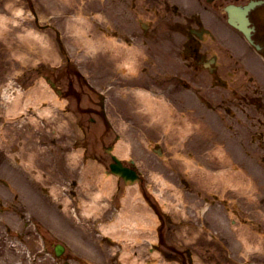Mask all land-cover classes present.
Listing matches in <instances>:
<instances>
[{"label": "rangeland", "instance_id": "obj_1", "mask_svg": "<svg viewBox=\"0 0 264 264\" xmlns=\"http://www.w3.org/2000/svg\"><path fill=\"white\" fill-rule=\"evenodd\" d=\"M98 1L100 0H0V15L6 16L4 19L6 26L0 24V30L6 33V35H4L2 32L0 33V113H2L5 107H12L10 103L13 95L16 93V90L19 89V82L23 89L30 91L31 95H33L36 94V92L33 91L35 90V86H42L43 89V85L40 83L43 78L41 73L51 72L50 74L53 75L58 73L60 69L61 71L63 70V63H60L61 54L57 53L59 52L57 48V42L55 41L57 35L55 34V31L49 27V25L52 24L59 30L60 37L64 40V45L66 46V52L75 56H78L79 52L82 50V47L75 43L78 42V39H83L85 36L88 39L93 40H100L102 38L100 37V33L97 31V29H95V22L92 24L97 16L95 13L91 12L89 6V4ZM17 8L22 9L20 14L15 13ZM33 11L36 13V19ZM78 17L80 20L77 19ZM14 18H16V23H13ZM74 23H77V25ZM28 29H33L34 31L36 30L39 34L45 36V38L41 40L39 38H35V40L32 39L31 41L23 42L22 39L18 37V34L20 35V33H25ZM48 39L49 43L46 42ZM56 53L57 57L53 56ZM19 54H23L26 57L21 58ZM26 94L27 93L23 92L24 98ZM81 94L84 95V100L87 99V96L84 92ZM80 95L77 100H80ZM21 101H23V99H21ZM83 101L80 100V104ZM74 107L75 106H73V109ZM78 114L81 115L80 113ZM87 116L88 114H86L85 117L83 114L82 117L78 118L80 124H86L82 118H85L86 121H88ZM42 119L43 118L37 117L35 124L40 128L43 127L45 134H49L50 132L52 133L53 131L51 126L54 127V125V128H59H56L59 133H62L64 130L67 131L68 127L66 124H63L61 118L56 119L55 122H47L45 119ZM22 121L23 119H19L18 121H13V123H8L7 131L9 132L8 134L11 136V138H13V129L16 126H19L18 122ZM27 121V119H24L25 125L29 124L33 127V125ZM243 133L244 134L240 133V135L244 136L239 135V137L241 138V141L245 143L247 142L249 132L246 130ZM55 138L58 140L56 142H60L59 136ZM62 144L63 143H56L54 149L59 152L64 147H61ZM68 144L69 142L67 141V146H69ZM41 153L42 152H37V150L33 152L34 156H37V154ZM74 159L75 158H72L73 162H71V164H74ZM171 163L172 165L170 169L174 171L172 176L177 177V163ZM64 167L66 168L67 165ZM70 168L75 169L71 166ZM246 168L251 169V165L248 164ZM58 176L55 174L54 177L51 178L52 181L58 182L60 180V177ZM62 183L65 184V181L62 180ZM165 190L167 191L164 193V195L170 202L173 200L175 195H173L168 189ZM194 194L195 193L192 191V189L191 192H185L186 199L189 201V207L186 208L188 212H190L192 209L191 202L194 199ZM231 195L235 196L234 194ZM200 200L201 198L197 199L196 203H198ZM211 204L213 205L212 209L209 210L208 213H205L204 225L205 227H208L207 230H199V232L189 233L195 235L196 237L187 242L181 241L179 238H177V228H179V226H176L177 223L174 222L177 220L172 216L174 220L171 222H166L164 225V232L162 231L163 242L161 240L159 244L161 246L167 247L169 250L177 248L184 251L188 247V249L193 251L194 259L195 261L199 262V264H245V260L243 259L244 256H251V261H255L256 264H264V243L261 245V247L259 244V248H255V246L252 247L251 250H249V247L246 249L241 247L238 241H236L237 245L233 246L231 244L230 246V244H228V239L230 241L233 239L235 231L227 226L226 214H224L219 203L212 201ZM260 204H262V202ZM212 211H214L213 215L211 214ZM250 214L256 216L257 218L261 217V215H255L254 212H250ZM210 216L212 217L210 218ZM60 217L62 220L65 218L62 212ZM48 218L53 219L52 222H54L57 220V214H51ZM71 218L74 219L73 217ZM209 218L211 219L210 224L207 223ZM152 221L153 220L151 219V222ZM72 224H74V222H72ZM74 226L77 225L74 224ZM1 229L2 226L0 225V238L3 239V231ZM81 229L83 232H86L87 230V232L91 233V235L94 234L97 238H100L97 235L95 223L92 219L86 220V225ZM208 229H213V231H215L214 235L218 233L222 239L217 241L216 239L210 238L207 234ZM255 230H257L259 233H264V225L261 224V227H258ZM58 234L59 232H50L47 233V236L52 241L61 240ZM224 239L230 248L227 251L225 250L226 246L223 243ZM252 239L256 242L254 237H252ZM63 240L67 242L66 247L68 248L66 250H68V252L66 254V250L64 249L63 253L59 257H55L53 249H27V246H31V239L28 237L24 238L21 245L14 243L15 245H7L4 247L0 244V264H80V253H84L87 256L94 255V249H79L77 248L79 247V244L76 245L71 240H69L70 243L66 239ZM79 241L82 242L80 237ZM35 245L39 246V243H35ZM158 250H162V254L160 257L158 256L157 264H165L167 257L166 250ZM73 253H75V255ZM227 259L231 260L227 261ZM93 263L94 260H86V264ZM114 264L117 263L114 262Z\"/></svg>", "mask_w": 264, "mask_h": 264}, {"label": "flooded vegetation", "instance_id": "obj_2", "mask_svg": "<svg viewBox=\"0 0 264 264\" xmlns=\"http://www.w3.org/2000/svg\"><path fill=\"white\" fill-rule=\"evenodd\" d=\"M246 1L248 0H198L199 5L190 10L183 0H142L137 8L134 7L135 0H128L129 11L123 14H127L125 23L130 25L128 27L132 34L136 33V26L140 27L137 20L139 15H146L149 22L142 29L141 41L148 43L149 52L159 51L161 46H169L170 64L156 74L159 77L152 80L161 90L169 92L190 81L199 93L206 96L208 102L213 101L224 108L234 104L247 109L252 106V102L247 101L246 95L237 97L235 92L237 99H233L230 89L226 88L229 80L220 69V54L215 53V45L221 50L228 41L237 38V33L225 23L224 6ZM153 5L156 6L155 13L151 12ZM251 15L264 50V6L254 9ZM206 29L212 32L208 38L204 33ZM229 56L228 53L223 54V57ZM73 74L70 69L65 68L56 73L53 79L58 86L61 85L64 95L75 99L73 93L80 88V84L78 80L75 83L68 77ZM184 78L188 79L183 81ZM86 102L87 99L80 105V100L75 101L76 109L86 110L89 107L94 112L98 111L97 107L88 106ZM91 104L96 105L94 102ZM255 108L258 117L264 119V106L255 104Z\"/></svg>", "mask_w": 264, "mask_h": 264}, {"label": "bare ground", "instance_id": "obj_3", "mask_svg": "<svg viewBox=\"0 0 264 264\" xmlns=\"http://www.w3.org/2000/svg\"><path fill=\"white\" fill-rule=\"evenodd\" d=\"M20 12H22V9L17 8L15 13L20 14ZM0 17H1L0 24L6 26V24L4 23L5 22L4 19L6 16L0 15ZM77 19L80 20L79 17ZM16 22H17L16 18H14L13 23H16ZM74 24L77 25V23H74ZM1 32L4 35H6V33L4 31L0 30V33ZM73 34H75V33H73ZM18 37H20L23 42L31 41L32 39L35 40V38H39L40 40L45 38V36H43L42 34H39L36 30L34 31L33 29H28V30H26L25 33H20V35L18 34ZM83 39H84V41H80L79 43L83 45L86 52L91 53V54L98 53L100 51L101 47H107L108 45L110 47L112 46L109 41H104L102 39L93 40V39H88L86 36ZM46 42L49 43V39L46 40ZM113 44H115V42H113ZM19 56L21 58L26 57L23 54H19ZM40 83L43 85V89H42V86H38V87L35 86L34 89L36 91L35 90H33V91L36 92V94L31 95V93L29 92L28 95H26L27 101L24 103H22L20 100V97H21L20 89L16 90V94L14 95V97H12V100H11V106L12 107L10 109H8V111L10 110L9 114H14L16 112L24 110V108L28 106V103H33L35 105V107L37 108L36 109L37 114L45 117L47 122H50L52 120V118L57 115L55 110L53 111V108H51V105L59 104L60 106H64L65 105V99H63L60 95L57 96V93L54 92L53 90H49L46 87L44 88V81H41ZM134 93L136 94V100L139 102H142L140 107L144 110H149L150 109V106H149L150 94H148L145 91H142L140 89L134 90ZM36 121H37L36 118L33 117L32 122L36 123ZM186 127L187 128L181 126V128L185 132V135L188 134L192 130V128H190L189 126H186ZM185 135H181V137L184 138ZM115 148H116L114 150L115 154L118 155L119 157H121L122 155L126 154L125 152L127 150H129L130 142H129V140H125L122 143L119 142L115 145ZM157 150H159V149H157ZM159 153L161 154V152H159ZM162 155H164V154H162ZM181 160L184 161V163H187L188 169H186L185 172L189 177H199L203 180L217 179L218 185L221 183L222 180L227 178V175L225 173L213 174V173H209L207 171H203V170L199 169L196 165V159L194 157H185V158H181ZM166 161H167V159H166ZM100 175H101V173L98 170V171H96L94 178H91V174L89 173L87 168L85 170H83L85 186L87 187L89 185L88 189L90 190L91 189L90 184L91 185L93 184V186H94V182H95L96 178H98ZM231 175H234V174H231ZM150 177L156 184H161L163 182V180L166 179L165 175L162 172L151 173ZM136 180H137L136 182H133L132 184L127 185V187H126L127 196L122 199V203L124 204L123 209H121L117 212V217H119L120 220L121 219L125 220L124 222H129L131 220L130 216L135 213L134 209H136L139 212H142V210H143L140 206L138 208H134V206L132 205L133 201L130 199L132 197V193L134 192V190L136 188V185L138 183H140L139 179H136ZM166 181H168V180L166 179ZM115 183H116L115 176H109V178L107 177L105 179L103 178L102 182L100 183L101 188H98L97 190L92 192V194L89 196L90 200L89 201L82 200V204H83L82 210L86 216H90L93 218L96 217L97 220H100V213H101V210L103 209L104 204H105L104 202H102V199L108 191H111L115 187ZM159 194H160L159 196H162L163 190H159ZM64 204H65V206H63V208L65 209L68 206V200L66 198L64 199ZM161 206L165 210L170 209V210H174V212H176V213L178 212V205H174V203H172V202L168 203L167 205L162 204ZM179 211L184 213V209H181V210L179 209ZM121 226L122 225H120V227ZM99 227L101 228V232L103 234L109 235L112 238L117 235L116 239H119V240L121 239L120 235L118 233H116L117 230H116L114 223L100 224ZM252 245L253 246L255 245V247H257L256 242H254V244H252ZM153 254H157V253L155 251H153Z\"/></svg>", "mask_w": 264, "mask_h": 264}]
</instances>
